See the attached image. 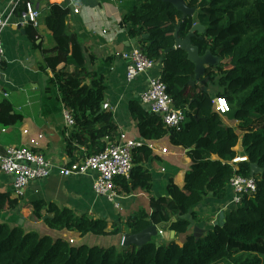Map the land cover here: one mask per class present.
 Segmentation results:
<instances>
[{
  "label": "trees",
  "instance_id": "1",
  "mask_svg": "<svg viewBox=\"0 0 264 264\" xmlns=\"http://www.w3.org/2000/svg\"><path fill=\"white\" fill-rule=\"evenodd\" d=\"M119 1L129 5L122 27L161 68L168 94L176 107L185 109L180 130L169 129L162 118L149 114L138 102L130 104L131 117L144 140L169 137L174 145L190 150L191 168L182 187L173 181L166 197L150 199L151 213L141 210L121 227L115 224L112 230L106 220L78 216L43 200L32 203L30 219L44 221L52 230L77 232L81 237L138 234L153 224L169 227L185 240L182 245L173 240L169 246L159 247L157 239H153L141 249L75 246L0 221V264H264V0H185L197 13L183 22L182 14L164 0ZM58 2L63 4L47 3L42 15L52 34L53 47L43 51L40 70L51 72L48 90L55 92L75 118L67 146L68 155L77 161L73 158L76 147L70 143L83 147L85 158L105 151L120 134L112 112L103 111L105 75L88 69L94 57L81 35L71 30L72 9L65 0ZM27 3L28 0L20 2V16L27 11ZM197 22L206 32L203 39L193 38V45L200 55L210 51L219 58L217 66L207 67L203 78L207 83L202 88L190 84L195 79V65L185 51L176 48L175 38L180 23L178 37L184 39ZM26 31L29 37H36L37 28L28 24ZM214 84L222 90L217 98L229 103L226 117L238 123L242 139L216 113L213 91L209 89ZM23 121L24 116L15 111L12 103L0 98V127H16ZM240 141L243 153L237 151ZM152 156L153 151L146 146L134 150L135 168L130 183L120 181L126 193L151 189L153 178L143 164ZM238 156H246L248 162L233 164ZM252 164L262 170L255 176L256 193L230 206L206 227L202 237L196 238L189 231L190 222L182 217L192 210L198 222L196 209L209 196L225 199L231 179L235 175L251 177ZM21 201L0 192V215L6 210L16 212ZM173 218L177 219L174 223Z\"/></svg>",
  "mask_w": 264,
  "mask_h": 264
},
{
  "label": "crops",
  "instance_id": "2",
  "mask_svg": "<svg viewBox=\"0 0 264 264\" xmlns=\"http://www.w3.org/2000/svg\"><path fill=\"white\" fill-rule=\"evenodd\" d=\"M58 1L41 2L35 5L41 12V18L36 37L31 38L26 33L28 24H21L18 8L13 11L16 0H0V14L10 17L9 26L3 32L6 54L3 68L0 70V98L9 100L15 111L24 116V121L16 127H0V153H5L11 146L26 147L34 153L44 155L55 166V172L48 179L30 185L18 210L16 212L4 211L0 215V221L9 217L13 226H22L26 232H35L54 240L68 241L74 239L72 235L76 234L78 241H85L89 235L81 237L76 232L52 230L44 221L31 220L32 203L43 200L54 203L61 209L68 208L78 216L101 218L108 222L109 230H112L115 224L121 227L125 221L141 210L151 213L150 199L166 197L167 188L173 181L182 187L192 161L188 157L187 150L174 145L169 137L161 140H144L136 121L131 117L130 104L132 102L140 103L151 114L142 104L140 97L148 88L149 78L160 75L161 68L156 65L147 74L139 76L132 82L127 81L128 63L122 59L121 55L138 47V43L132 44L133 39L121 25L128 10V3L119 0H65L73 13L69 18L71 30L81 35L84 45L94 57L88 69L93 73L105 75L104 105L108 104L110 107L105 110L103 105V111L112 112L120 135L125 134L128 139L153 151L152 158L143 164L151 173L153 180L149 191L138 189L129 193L123 190L120 182L122 180H118L120 197L117 200V207L94 193L93 182L97 178L96 173L91 172L87 176L75 175L68 178L61 175L60 169L72 161V156L68 155L67 146L72 132L68 133L65 128L63 104L57 99L55 92L50 93L48 90L47 80L52 77L51 72L46 73L40 70L44 62L43 51L53 47L52 34L43 22L42 15L47 3L54 4L59 3ZM75 7L80 9V14L74 13ZM2 93H7L8 97L4 98ZM226 115L220 116L223 117L227 126L238 132L242 139V133L237 128L238 123L230 120ZM26 131L28 134H25ZM104 141L109 143L106 139ZM70 144L76 147L73 158L83 160V147L73 142ZM237 151L243 153L241 141ZM130 180L131 178L126 181L130 183ZM0 192L10 193L15 198L11 177L2 173H0ZM232 197L233 193L230 189L223 200L209 196L196 209L200 219L198 222L194 220L195 225L205 233L206 227L214 224L229 208ZM159 231L167 241L171 240L169 227H161ZM123 235L124 233L99 238L115 237V242L111 245L115 246L117 245L116 239L120 242ZM174 240L182 244L185 236L176 234Z\"/></svg>",
  "mask_w": 264,
  "mask_h": 264
},
{
  "label": "built area",
  "instance_id": "3",
  "mask_svg": "<svg viewBox=\"0 0 264 264\" xmlns=\"http://www.w3.org/2000/svg\"><path fill=\"white\" fill-rule=\"evenodd\" d=\"M22 0H16L13 11L18 8ZM54 0H28L27 11L21 18H28L24 23L30 24L35 28L40 26L41 12L36 8L37 3L51 2ZM62 4L61 2H59ZM75 14H80V9L75 7ZM10 17L0 14V70L5 62V47L3 43V32L9 26ZM22 23V24H24ZM127 61L126 78L132 82L139 76L147 74L156 67V62L143 52L140 48H134L121 55ZM1 93V90H0ZM4 98L7 93H2ZM142 104L151 114L162 118L163 123L171 130H180L185 122V109L178 108L174 99L168 94L167 86L163 82L162 75L149 78L148 88L141 95ZM216 113L226 115L230 113V105L223 98L214 100ZM109 105H104V109H109ZM65 128L71 133L75 128V118L73 114L63 108ZM25 134H28L26 131ZM42 136H40L41 138ZM69 137V135H68ZM142 144L127 138L121 134L119 139L109 143L105 151L85 157L83 160L71 161L60 169L64 177L75 175L87 176L89 173H96L93 182V191L98 197L107 199L110 203L117 205L119 199L118 180H129L132 176L134 165V150ZM248 162L247 157L238 156L233 160V164ZM55 172V166L45 158L44 155L34 153L26 147L11 146L5 153H0V173L11 177L13 181V193L15 198L23 199L27 189L32 183L48 179ZM229 189L233 197L228 207L241 204L244 196L255 194L257 191V180L255 177H243L235 175L229 184Z\"/></svg>",
  "mask_w": 264,
  "mask_h": 264
},
{
  "label": "water",
  "instance_id": "4",
  "mask_svg": "<svg viewBox=\"0 0 264 264\" xmlns=\"http://www.w3.org/2000/svg\"><path fill=\"white\" fill-rule=\"evenodd\" d=\"M164 2L170 3L173 5L181 14V22L185 21L189 17H194L197 13L196 8H190L185 0H164ZM25 21H29L28 18H21V24ZM181 29V23L178 25L175 38H176V48H180L185 51L188 55V60L195 65V79L190 81V84L193 86H198L202 88L206 85L207 81L203 79L207 72V67H215L219 64V58L213 55L210 51H207L204 55H200L198 47L194 46L192 43L193 38L203 39V35L206 32L205 27L201 23H195L189 32V34L184 38L180 39L178 37ZM148 36H146L147 38ZM132 44H137V39L132 40ZM202 79V80H201ZM190 150H187L189 152ZM262 170L259 168L257 164L251 165V176L255 177L259 175ZM193 211L191 210L187 216H183L182 219L188 220L190 222L189 231H193V235L196 238H200L203 236L204 231L196 226L195 221L192 217ZM177 219L173 218L172 222H176ZM164 227V226H162ZM159 226L151 225L149 228L144 230L138 234H124L122 237V247L123 249L129 248L131 246H136L141 249L147 243L153 241V239H157L156 245L161 247L163 245L169 246L171 241L174 240L176 233L174 231L171 232V240L167 241L163 234L159 231Z\"/></svg>",
  "mask_w": 264,
  "mask_h": 264
},
{
  "label": "rangeland",
  "instance_id": "5",
  "mask_svg": "<svg viewBox=\"0 0 264 264\" xmlns=\"http://www.w3.org/2000/svg\"><path fill=\"white\" fill-rule=\"evenodd\" d=\"M53 43V42H52ZM209 89H212L211 91H213L214 97L217 98V95L219 93L222 92L221 88L217 85L214 84L212 87H209ZM55 98V97H54ZM11 100V99H10ZM232 125H234V123L232 122ZM238 126V125H237ZM238 128V127H237ZM243 136V134H242ZM2 137V134H1ZM104 200V199H103ZM234 206V205H233ZM6 217V216H5ZM4 217V218H5ZM3 222H7L9 223L10 226H13L12 224V220L9 219V217H6V219ZM77 233V232H76ZM72 237L74 239H69L68 242L74 243L75 246H81V245H88V246H100V247H111V245L113 244V242H115L114 238L115 237H106L104 239L99 238L98 236L95 235H89L88 238H86L85 241H78V236L76 234H73ZM123 237V236H122ZM77 241V242H76ZM79 242V243H78ZM73 244V245H74ZM116 244L115 245L117 248H121L122 247V239L119 242V240L116 239ZM182 245V244H181ZM114 246V245H113Z\"/></svg>",
  "mask_w": 264,
  "mask_h": 264
}]
</instances>
